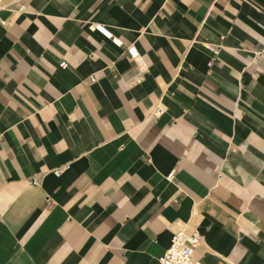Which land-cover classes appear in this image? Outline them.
Instances as JSON below:
<instances>
[{
	"label": "crops",
	"instance_id": "1",
	"mask_svg": "<svg viewBox=\"0 0 264 264\" xmlns=\"http://www.w3.org/2000/svg\"><path fill=\"white\" fill-rule=\"evenodd\" d=\"M177 229L264 264V0H0V264H159Z\"/></svg>",
	"mask_w": 264,
	"mask_h": 264
},
{
	"label": "built area",
	"instance_id": "2",
	"mask_svg": "<svg viewBox=\"0 0 264 264\" xmlns=\"http://www.w3.org/2000/svg\"><path fill=\"white\" fill-rule=\"evenodd\" d=\"M95 29L103 32L111 41L120 46L122 44L121 40L115 37L112 32L107 30L102 25L96 24L93 26ZM129 53L131 57L135 59L139 66V75L143 77L147 72V68L143 63L141 56L135 51L132 47L129 49ZM60 67L66 68V61L60 62ZM91 80H95L94 76L90 77ZM163 108L161 105H156L153 114L158 116L163 112ZM69 168V164H64L53 169V173L56 176H60ZM169 180L174 178V172H171L167 175ZM202 241V236L200 233L195 232L192 234L186 233L183 229H177L173 232L171 243L164 255L159 258V264H199L195 258V249L200 245Z\"/></svg>",
	"mask_w": 264,
	"mask_h": 264
}]
</instances>
